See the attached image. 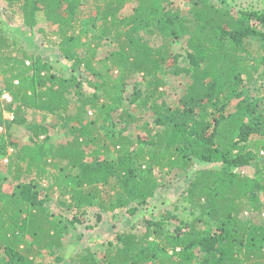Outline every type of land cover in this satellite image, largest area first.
<instances>
[{
	"label": "trees",
	"instance_id": "obj_1",
	"mask_svg": "<svg viewBox=\"0 0 264 264\" xmlns=\"http://www.w3.org/2000/svg\"><path fill=\"white\" fill-rule=\"evenodd\" d=\"M7 1L30 29L42 12L56 27L38 30L47 48L93 80L87 86L79 76H62L0 29V78L12 98L4 103L14 115L10 122L0 113V126L32 132L29 144L0 146V155L14 147L10 188L0 174V264H40L44 253L55 255L93 207L97 221L122 209L136 215L156 196V172L174 170L194 173L181 202L145 219L143 231L119 232L100 258L87 250L57 262L264 264V9L241 0H186V16L174 0ZM130 5L133 13L124 16ZM104 41L112 49L99 58ZM182 42L186 67L174 52ZM171 74L190 84L178 106L155 110V130L125 109L129 81L149 79L147 94L133 101L144 110ZM29 111L56 116L72 138L47 147L50 130L29 121ZM116 113L122 128L110 137ZM131 127L146 135L135 141ZM249 166L253 175L235 170ZM53 196L58 215L48 207Z\"/></svg>",
	"mask_w": 264,
	"mask_h": 264
},
{
	"label": "rangeland",
	"instance_id": "obj_2",
	"mask_svg": "<svg viewBox=\"0 0 264 264\" xmlns=\"http://www.w3.org/2000/svg\"><path fill=\"white\" fill-rule=\"evenodd\" d=\"M183 9L184 15H188L190 5L186 0H174ZM237 2H235L236 4ZM242 6H251L258 9H264V1L259 2L255 0H241L238 2ZM134 11V5H130L122 13L124 16H129ZM21 9L18 6H13L9 4L7 0H0V29L10 37L19 38L25 45L29 46L30 49L38 54H41L46 61H48L52 66L54 71H57L64 77L79 76L81 80L88 86V81L91 76L86 73L82 68L76 71L71 70V65L67 63L66 59L62 55L53 49L47 48L45 42L42 39V35L38 32L39 29H45L47 32H54L56 27L50 24L44 17L42 12L37 13L38 25L34 29L26 27L21 19ZM88 28V24H86ZM112 46L109 42L104 41L99 50H97V56L102 58L110 52ZM257 49V46L254 47ZM80 50V54H82ZM174 52L180 55V66H188L186 57L185 44L179 43L174 46ZM165 85L155 94L153 98V104L147 109H140L136 106L139 99L135 103L133 101L138 97L139 93L145 96L148 92V82L145 76L136 75L130 81L128 89L125 96V109L139 117L144 118L148 121L150 128H155V130H160V127L155 126V110L164 108V106L176 107L179 105L180 99L184 96L186 89L190 84V79L187 76L181 75L176 76L174 74L165 76ZM93 80V79H91ZM5 85L0 78V113L5 121H12L14 119L13 113L6 109L7 104L12 102L10 95L4 91ZM90 91V92H89ZM86 94H90V87L86 88ZM255 95V91H253ZM154 106V107H152ZM39 113L37 111H29L28 120H35L38 123L48 127L49 132V144L57 145L58 143H63L72 138L69 131L62 127L60 119L56 116ZM115 123L117 122V113L114 114ZM122 128L121 123H116V125L111 126L105 134L110 137L118 136L120 129ZM131 135L135 141H137V136L144 137L146 134L143 131L136 130L135 127H131L127 132V135ZM32 132L25 125H14L10 130L5 126H0V146L3 144H9L15 142L20 146L29 144ZM47 136H42L39 140L45 141ZM14 147L8 146V155H0V174L6 180H8L5 185L6 189L10 188L9 182L11 180V170L12 164L10 162L9 156L13 153ZM115 155L109 156V159L114 161ZM264 160V156L263 159ZM206 165L198 164V168H203ZM210 168L212 166L208 165ZM242 174L253 175L254 170L252 166L242 167L235 169ZM160 187L156 193V196L150 203L145 207H140L139 212L136 215L129 214L126 209L118 210L114 215H103L100 221H97V214L99 212L98 208L93 207L88 210L85 216V222L83 224L76 225L75 228H71L68 234L64 238V247L61 250L56 251L55 255H48L44 253L43 259L40 264H61L56 260L57 256H68L73 252H85L91 250V252L100 258L101 254L107 249L110 242H115V238L119 232L133 231L140 232L144 230L145 219H156L160 216L166 209L172 208L175 203L182 201V193L188 187L191 177L186 176L179 171H171L160 173L156 172ZM47 186V185H45ZM58 196H53L51 201L48 203V207L54 211L56 215L60 214V209L58 208L57 201ZM134 206V205H133ZM132 207V206H131ZM200 256V255H199ZM63 264H66L63 263Z\"/></svg>",
	"mask_w": 264,
	"mask_h": 264
}]
</instances>
